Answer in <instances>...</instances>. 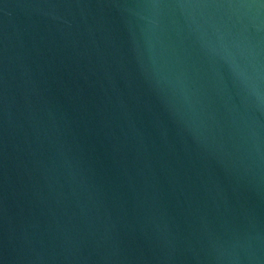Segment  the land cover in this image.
Listing matches in <instances>:
<instances>
[{
	"label": "water",
	"instance_id": "obj_1",
	"mask_svg": "<svg viewBox=\"0 0 264 264\" xmlns=\"http://www.w3.org/2000/svg\"><path fill=\"white\" fill-rule=\"evenodd\" d=\"M0 264H264V0H0Z\"/></svg>",
	"mask_w": 264,
	"mask_h": 264
}]
</instances>
